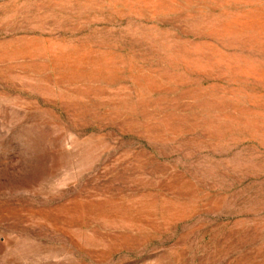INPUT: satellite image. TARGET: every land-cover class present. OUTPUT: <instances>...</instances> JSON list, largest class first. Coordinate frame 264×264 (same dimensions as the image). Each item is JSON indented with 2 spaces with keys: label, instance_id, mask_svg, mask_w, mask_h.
Returning <instances> with one entry per match:
<instances>
[{
  "label": "rangeland",
  "instance_id": "obj_1",
  "mask_svg": "<svg viewBox=\"0 0 264 264\" xmlns=\"http://www.w3.org/2000/svg\"><path fill=\"white\" fill-rule=\"evenodd\" d=\"M0 264H264V0H0Z\"/></svg>",
  "mask_w": 264,
  "mask_h": 264
}]
</instances>
